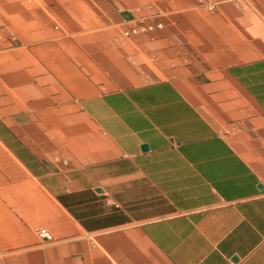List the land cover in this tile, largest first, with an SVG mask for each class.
Masks as SVG:
<instances>
[{"label": "crops", "instance_id": "crops-1", "mask_svg": "<svg viewBox=\"0 0 264 264\" xmlns=\"http://www.w3.org/2000/svg\"><path fill=\"white\" fill-rule=\"evenodd\" d=\"M0 264H264V0H0Z\"/></svg>", "mask_w": 264, "mask_h": 264}, {"label": "built area", "instance_id": "built-area-1", "mask_svg": "<svg viewBox=\"0 0 264 264\" xmlns=\"http://www.w3.org/2000/svg\"><path fill=\"white\" fill-rule=\"evenodd\" d=\"M208 8L210 9H213L214 8V4H208ZM138 31V28L137 27H134V28H131L129 31H125L126 34L128 33H133V32H137ZM37 231L39 233H41L43 236H47L45 233V229L44 228H38Z\"/></svg>", "mask_w": 264, "mask_h": 264}, {"label": "water", "instance_id": "water-1", "mask_svg": "<svg viewBox=\"0 0 264 264\" xmlns=\"http://www.w3.org/2000/svg\"><path fill=\"white\" fill-rule=\"evenodd\" d=\"M44 237H47V236H44Z\"/></svg>", "mask_w": 264, "mask_h": 264}]
</instances>
